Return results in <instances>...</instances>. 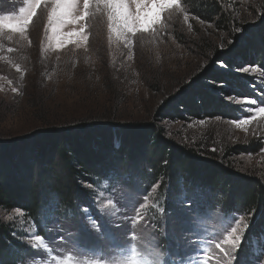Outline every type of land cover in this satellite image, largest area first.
Masks as SVG:
<instances>
[{
    "label": "rangeland",
    "instance_id": "obj_1",
    "mask_svg": "<svg viewBox=\"0 0 264 264\" xmlns=\"http://www.w3.org/2000/svg\"><path fill=\"white\" fill-rule=\"evenodd\" d=\"M217 1L236 17L228 29L195 14L189 0L163 11L147 30L123 36L95 7L77 23L50 20L51 2L36 8L23 33L0 29V140L83 122L154 126L181 147L202 150L205 163H231L239 175L263 184L264 115L254 109L264 107V38L253 32L264 27V0ZM30 3L0 0V17L19 18ZM128 3L135 12V0ZM79 9L82 14V0ZM81 29L87 40L57 45V37ZM199 90L209 105L221 103L220 115H192L183 102L203 103ZM251 115L244 127L233 123ZM147 181L136 187L126 176H105L88 185L94 195L81 215L53 212L42 230L20 209H0V219L26 247L20 264H55L64 251L106 264H248L250 258H241L259 213H229L199 192L189 194L196 200L190 204L180 187L183 195L168 209L167 192ZM258 253L257 264H264V250Z\"/></svg>",
    "mask_w": 264,
    "mask_h": 264
},
{
    "label": "trees",
    "instance_id": "obj_2",
    "mask_svg": "<svg viewBox=\"0 0 264 264\" xmlns=\"http://www.w3.org/2000/svg\"><path fill=\"white\" fill-rule=\"evenodd\" d=\"M189 3L195 14L208 22L216 21L218 27L228 29L237 21L217 0ZM253 33L263 39L264 27L257 26ZM225 59L229 63L234 60L232 56ZM235 82L242 84L240 80ZM201 91L206 92L204 88ZM197 93L203 103L183 102L192 115H220L221 103L211 106L209 98L200 90ZM111 125L103 121L83 122L75 128L53 126L10 141L0 140V209H20L27 221H35L42 230V220L53 212L81 215L94 195L88 185H98L105 176H126L136 187L143 186L141 181L147 179L148 185L157 183L167 192L168 209L183 195L181 190L177 193L180 187L186 191L184 195L199 192L207 204L219 205L232 214L259 213L256 224L251 225L241 262L250 258L248 264L260 263L258 252L264 250V179L260 184L241 176L231 163H205L198 154L202 150L181 147L154 126L133 130ZM195 202L193 198L189 203ZM15 230L0 219V264H20L27 252L15 239ZM254 238H260L256 248Z\"/></svg>",
    "mask_w": 264,
    "mask_h": 264
},
{
    "label": "snow or ice",
    "instance_id": "obj_3",
    "mask_svg": "<svg viewBox=\"0 0 264 264\" xmlns=\"http://www.w3.org/2000/svg\"><path fill=\"white\" fill-rule=\"evenodd\" d=\"M49 2L52 4L49 14L50 20L54 19L61 25L84 20L90 15V9L93 7H95L96 12L105 11L112 31L116 32L118 36H123L125 32H134L138 28L147 30L160 19L163 11L172 7H180V0H135L136 10L133 12L129 8L128 0H82L83 12L81 14L79 9L80 0H31L29 9L21 8L19 10V18H14L15 14L9 17H0V29L6 27L10 31L23 33L35 15L36 8ZM162 4L165 6H161ZM146 16L152 22L148 27H143L142 21ZM185 18L187 19V17ZM82 32L83 30L81 29L80 31L64 33L62 37H57V45L72 37H80L87 40V36L82 35ZM245 71H248V69H245ZM254 113L264 115V107H256ZM252 119L253 116L251 115L248 119H241L233 123H236L237 127H244L250 124ZM201 123L204 122L201 121ZM34 239L43 242V238L39 235H36Z\"/></svg>",
    "mask_w": 264,
    "mask_h": 264
},
{
    "label": "clouds",
    "instance_id": "obj_4",
    "mask_svg": "<svg viewBox=\"0 0 264 264\" xmlns=\"http://www.w3.org/2000/svg\"><path fill=\"white\" fill-rule=\"evenodd\" d=\"M165 6V5H161ZM152 21L146 16L142 21L143 27H148ZM55 264H106L105 261L86 259L76 255L73 251H64L62 254L57 255Z\"/></svg>",
    "mask_w": 264,
    "mask_h": 264
}]
</instances>
